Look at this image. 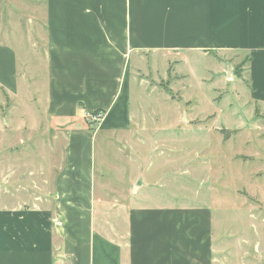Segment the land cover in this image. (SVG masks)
<instances>
[{"label":"crops","instance_id":"1","mask_svg":"<svg viewBox=\"0 0 264 264\" xmlns=\"http://www.w3.org/2000/svg\"><path fill=\"white\" fill-rule=\"evenodd\" d=\"M13 5L0 0V94L16 101L29 77L20 72V62L29 59L20 61L19 55L25 47H42L47 116L64 138L65 164L42 208L24 202L0 207V264H220L213 209L141 196L147 185L140 176L132 178L130 167L116 168L122 189L113 200L106 198L115 173L111 166L100 171L97 147L102 136V146L126 137L134 124V53L243 57L235 63L237 77L246 85L248 103L264 117V0ZM98 111L105 118L92 129L88 116ZM109 206L115 207L111 214ZM113 211L126 228L106 232L97 223H108Z\"/></svg>","mask_w":264,"mask_h":264},{"label":"rangeland","instance_id":"2","mask_svg":"<svg viewBox=\"0 0 264 264\" xmlns=\"http://www.w3.org/2000/svg\"><path fill=\"white\" fill-rule=\"evenodd\" d=\"M23 1L12 0L14 10ZM25 49L20 61L29 60L19 62L28 85L16 101L0 94V207L42 208L65 164L64 138L47 116L46 63L38 61L44 49ZM236 59L226 58L229 65L197 52L131 54L134 124L104 146L102 136L97 162L100 171L111 166L115 173L106 198L122 189L116 168L130 167L132 178L147 185L141 196L213 209L220 264H264V117L248 103L235 65L243 57ZM95 113L103 116H88L92 129L105 118ZM108 216L97 223L102 230L126 228L115 211Z\"/></svg>","mask_w":264,"mask_h":264},{"label":"built area","instance_id":"3","mask_svg":"<svg viewBox=\"0 0 264 264\" xmlns=\"http://www.w3.org/2000/svg\"><path fill=\"white\" fill-rule=\"evenodd\" d=\"M95 114L94 115L93 114L91 115V117L94 118V121H99L102 118V116H103L102 114H97V115H95Z\"/></svg>","mask_w":264,"mask_h":264}]
</instances>
